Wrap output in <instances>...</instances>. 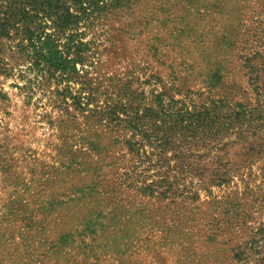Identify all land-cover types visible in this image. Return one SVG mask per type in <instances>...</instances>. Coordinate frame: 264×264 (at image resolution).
I'll use <instances>...</instances> for the list:
<instances>
[{"label":"rangeland","instance_id":"1","mask_svg":"<svg viewBox=\"0 0 264 264\" xmlns=\"http://www.w3.org/2000/svg\"><path fill=\"white\" fill-rule=\"evenodd\" d=\"M51 5L0 27V264H264V0Z\"/></svg>","mask_w":264,"mask_h":264},{"label":"trees","instance_id":"2","mask_svg":"<svg viewBox=\"0 0 264 264\" xmlns=\"http://www.w3.org/2000/svg\"><path fill=\"white\" fill-rule=\"evenodd\" d=\"M59 1L60 0H0V21H2L0 27L3 30H6L11 24V22L17 23L18 21H21L23 23H27V21L29 20L28 15L30 13L37 12L38 4H40V6L47 5V8L42 7L43 10L45 11L46 9L49 8L51 9L53 7V5H51L53 2L57 3ZM26 6L27 7L29 6L30 9L27 10ZM54 8H56L55 5ZM16 10L21 15V18L19 20L16 19L14 13V11ZM60 19H61V15H60ZM28 40L30 41V43H33V39L31 35L28 37Z\"/></svg>","mask_w":264,"mask_h":264}]
</instances>
